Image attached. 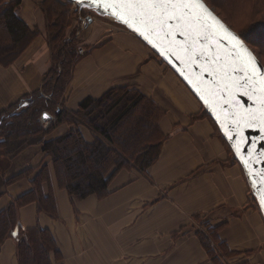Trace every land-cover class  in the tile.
<instances>
[{
	"label": "crops",
	"instance_id": "0c3cea01",
	"mask_svg": "<svg viewBox=\"0 0 264 264\" xmlns=\"http://www.w3.org/2000/svg\"><path fill=\"white\" fill-rule=\"evenodd\" d=\"M11 1L21 2L18 16L39 34L13 64L0 66V115L25 97L42 93L52 66L45 0H5ZM81 22V29L88 28L78 38L85 53L56 105L74 112L87 97L97 99L112 88L134 87L163 111L158 123L165 136L160 155L146 174L120 171L106 197L77 200L57 186L42 146H29L0 171V211L32 189L33 175L46 164L50 183L43 185V192L52 190L56 218L39 214L36 204L30 203L19 209V219L24 229L39 225L51 233L61 255L60 262L51 255L53 264H214L198 237L207 233L203 222L220 227L218 238L230 253L228 260L218 254L222 264H264L260 209L252 205L244 173L229 157L218 129L204 117L199 119L197 99L122 26L115 23L108 28L93 18L88 22L87 17ZM71 32L67 30V38ZM50 117L43 129L54 124V116ZM71 128L60 124L45 140ZM79 131L85 141L94 140L86 127ZM25 170L28 176L5 186L7 179ZM0 264H17L11 238L1 247Z\"/></svg>",
	"mask_w": 264,
	"mask_h": 264
},
{
	"label": "trees",
	"instance_id": "16d2710c",
	"mask_svg": "<svg viewBox=\"0 0 264 264\" xmlns=\"http://www.w3.org/2000/svg\"><path fill=\"white\" fill-rule=\"evenodd\" d=\"M203 1L209 6L206 0ZM220 1L228 8H238L249 18L264 16V0ZM20 4V1L0 0L1 67L13 64L39 34L18 16ZM55 4L51 0H45L43 4L48 19L51 69L43 82L42 93L25 97L0 115V156L9 161L27 147L41 145L42 152L51 159L55 181L60 189L65 190L72 199L83 200L90 196L103 198L109 194V184L120 171L133 169L146 174L155 164L165 141L158 124L163 111L138 89L128 86L112 88L97 99L87 97L74 112H65L57 106L56 102L60 100L80 58L77 53L80 42L72 32L67 38L71 17L53 8ZM215 14L228 25L219 14ZM259 27L264 29V25ZM244 42L257 56L248 42ZM155 57L165 64L157 55ZM25 106L27 108L22 110ZM202 110L217 128L207 112ZM44 112L55 118L48 129L42 127L41 116ZM63 123L73 128L55 139L45 140L47 134ZM79 127L90 130L95 135L94 140L85 141ZM227 149L238 163L228 145ZM28 171L7 179L5 186L28 176ZM32 178V189L12 199L0 211V250L4 242L11 238L16 244L17 264H53L51 255L55 262H60V252L48 230L39 225L24 229L20 223L19 209L30 203L36 204L39 214L56 218L52 190L43 192V185L50 183L47 165H42ZM201 225L207 232L198 233L202 247L214 264H222L218 254L222 253L227 258L230 253L218 238L220 227L212 228L206 222Z\"/></svg>",
	"mask_w": 264,
	"mask_h": 264
},
{
	"label": "snow or ice",
	"instance_id": "6c2138e0",
	"mask_svg": "<svg viewBox=\"0 0 264 264\" xmlns=\"http://www.w3.org/2000/svg\"><path fill=\"white\" fill-rule=\"evenodd\" d=\"M75 2L78 5L88 3L105 11L110 10L116 19L133 28L154 46H158L156 41L163 38L156 35L157 31L165 27L171 29L164 32V37L172 39L169 40L167 49H161V53L165 56H175L181 63L187 60L188 63L195 64L205 53L211 51L213 58L207 67L201 65V75L207 72L212 78V87L204 86L203 81L190 82L194 83L206 103H209V100L205 93L211 96L213 88L228 93L225 102L236 108L232 114L235 127L231 129L239 137L236 152L248 157L243 161L245 165L254 162L253 157L264 160V150L257 153L255 143L250 149L242 150L240 147V144L248 140V137L244 136L245 128L259 129L258 139L264 141V69L259 67L255 56L245 47L244 41L251 39L249 35L238 36L232 33L201 0H75ZM170 21H175V24L169 23ZM177 32L184 37L183 47L179 50L173 47L176 44ZM225 40L227 41L225 46L229 51L226 56H222V45ZM181 52L185 55L181 56ZM197 79L199 80V77ZM237 92H241L258 106L249 108L241 104L237 99ZM233 100H236L235 106L232 104ZM44 118H48L47 113L44 114ZM225 130L229 131L227 128ZM254 175L259 177L256 182L264 185V169H260ZM259 190L262 193L261 204L264 206V187Z\"/></svg>",
	"mask_w": 264,
	"mask_h": 264
},
{
	"label": "water",
	"instance_id": "95a60500",
	"mask_svg": "<svg viewBox=\"0 0 264 264\" xmlns=\"http://www.w3.org/2000/svg\"><path fill=\"white\" fill-rule=\"evenodd\" d=\"M75 4L78 7V10L91 8L93 9L99 17H107L112 18V20L117 24L125 28L127 31L135 35L139 40H141L148 48L151 49V51L157 55L165 64L166 66L174 72V74L180 79V81L186 86V88L191 92V94L197 99V101L200 103V105L203 107V109L207 112L211 120L216 125L218 131L222 135L223 139L227 143L228 147L230 148L231 152L233 153L236 161L240 165L246 182L248 184V187L250 189L251 194L253 195L258 208L260 209L261 215L264 219V206L261 204V196L262 193L259 190L261 187H264V185L259 184L258 179L259 177L255 176L254 174L258 172L260 169H264V160H259L253 157L252 159L254 162L245 165L244 159L248 158L246 155L242 153L236 152V145L239 141V137L236 136L234 131H231L235 127L232 120V114L236 110L235 107H230L228 103L225 102V98L227 97L228 93L226 91H220L213 88V94L211 96H208L207 93L205 95L207 96L209 103L205 102V99L201 97L200 92L197 91V88L194 86V83L190 82H196L200 83V81H203V85L207 87H212V78L208 76L207 72L203 73L201 75V65L208 66L209 61L213 58V53L211 51L205 53L203 57L198 59L195 64L188 63L187 60H185L184 63H181L180 60H178L175 56H165L161 53V49H167L169 46V40L172 39V37H164V32L171 31V29L165 27L164 29L158 30L156 35L163 37L162 39H158L156 41V45L154 46L150 41L146 40L140 33L136 32L133 28L129 27L128 25L124 24L123 22L116 19L115 16L112 15L111 11H105L103 8H98L95 6H90L88 3H84L81 5H78L75 0H68ZM201 2L207 7V9L232 33L238 35L235 33L228 25H226L213 11L212 8L206 5V3L201 0ZM87 21L91 22V18L87 17ZM169 23L175 24V21H170ZM239 36V35H238ZM176 44L173 45L177 50L183 47V40L184 37L181 36L178 32L175 36ZM227 41L225 40L222 45V56H226L229 49L227 46ZM245 44V42H244ZM212 47H215V44H212ZM245 47L248 49L249 52H251L259 65L261 69H264V66L259 61L257 56L253 53V51L245 44ZM181 56H184L185 53L181 52ZM214 66V65H213ZM236 75H239V73H236ZM199 77V80L197 79ZM237 99L240 101L241 104L246 105L249 108H255L258 105L253 102V100L249 99L248 97L241 94V92L236 93ZM233 106L236 105V100H233L232 102ZM44 112L41 116V121L45 122L49 120L51 117L47 114V119L44 118ZM229 129V131H226L225 129ZM260 135L259 129H250L245 128L244 129V136L248 137V140L245 143L240 144V147L242 150L244 149H250L251 145L255 143L256 152L259 153L261 150H264V141H261L258 139ZM231 136V138H229Z\"/></svg>",
	"mask_w": 264,
	"mask_h": 264
},
{
	"label": "rangeland",
	"instance_id": "374dc122",
	"mask_svg": "<svg viewBox=\"0 0 264 264\" xmlns=\"http://www.w3.org/2000/svg\"><path fill=\"white\" fill-rule=\"evenodd\" d=\"M206 1L208 2L209 6L217 14H219V16L229 26H231V28H233L238 34H241L242 36L247 34L251 37L250 40H246V41L248 42L250 47L254 50V52L257 54V56L259 57L261 62L264 64V47H262V45H264V29H261L259 27V25H262V26L264 25V16L258 15V16H253V18H249L247 15L244 14L243 11H240L238 8H235V7L228 8L220 0H206ZM51 2H53L54 4L56 3L53 6V8L58 9L57 11L64 12L65 14L68 13V15L71 17V26L69 27V30H72V34L74 35V37L77 40L79 37L82 36V34H81L82 32L85 33L88 30V28L87 29L86 28L81 29V24H82L81 19H83L84 17L93 18V21L95 19L98 21H102L105 23V25L104 24L103 25L107 26V27L108 26H115V22L112 20V18H107L104 16L99 17L97 14H95L96 12L91 8L82 9L80 11V10H78V7L75 4H73L72 2H69L68 0H51ZM102 22H100V23H102ZM108 28H103V29H108ZM110 29H111V27H110ZM78 33H79V35H78ZM199 106H200V104H199ZM200 107H201L200 108L201 110H200L199 119L204 117L205 119H207L209 121V119L207 118V115H205L203 110H202L203 107L202 106H200ZM229 155H230L229 157L231 158V154H229ZM6 163L7 162L5 161V159L4 158L2 159L0 156V171L1 172L4 171V169L6 167ZM249 193H250V191H249ZM249 195H252V194H249ZM253 198H252V205L255 206V204L257 205V203H256V201H254L255 199L253 200ZM229 258L230 257H227L226 259L228 260Z\"/></svg>",
	"mask_w": 264,
	"mask_h": 264
},
{
	"label": "built area",
	"instance_id": "2783aa9c",
	"mask_svg": "<svg viewBox=\"0 0 264 264\" xmlns=\"http://www.w3.org/2000/svg\"><path fill=\"white\" fill-rule=\"evenodd\" d=\"M77 53H78L79 56H82V55H84L85 52L83 51L82 48L78 47V48H77ZM41 122H42V121H41ZM42 123H43V122H42Z\"/></svg>",
	"mask_w": 264,
	"mask_h": 264
}]
</instances>
